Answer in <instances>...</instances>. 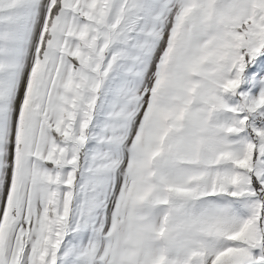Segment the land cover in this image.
Returning a JSON list of instances; mask_svg holds the SVG:
<instances>
[{"label": "snow or ice", "instance_id": "1", "mask_svg": "<svg viewBox=\"0 0 264 264\" xmlns=\"http://www.w3.org/2000/svg\"><path fill=\"white\" fill-rule=\"evenodd\" d=\"M0 264H264V0H0Z\"/></svg>", "mask_w": 264, "mask_h": 264}]
</instances>
